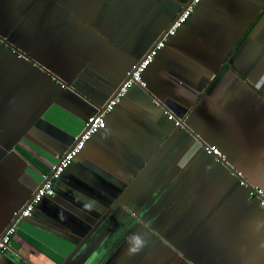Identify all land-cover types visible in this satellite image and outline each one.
Returning a JSON list of instances; mask_svg holds the SVG:
<instances>
[{"label":"crops","instance_id":"obj_1","mask_svg":"<svg viewBox=\"0 0 264 264\" xmlns=\"http://www.w3.org/2000/svg\"><path fill=\"white\" fill-rule=\"evenodd\" d=\"M191 1L0 0V235ZM143 78L0 264H264V0H201Z\"/></svg>","mask_w":264,"mask_h":264},{"label":"built area","instance_id":"obj_2","mask_svg":"<svg viewBox=\"0 0 264 264\" xmlns=\"http://www.w3.org/2000/svg\"><path fill=\"white\" fill-rule=\"evenodd\" d=\"M201 0H192L186 5L178 16L173 20L169 28L164 32L158 41L152 46L149 52L134 66L129 76L121 83L119 89L113 94L103 109L96 114L89 116L85 121V126L79 137L75 140V144L66 151L60 158L54 171L49 177H45L44 182L35 192L32 199L19 211L16 215L15 222L6 228L5 232L0 235V254L10 248L13 236L19 228V223L25 217L31 216L33 210L45 197L54 196L56 193L55 183L60 179L66 169L75 161L80 152L84 149L87 142L98 133L101 129L106 127V114L112 112L115 106L123 99L129 88L134 84L146 86L143 75L149 65L154 61L158 52L166 46L168 39L178 33L180 28L190 19L196 6ZM20 56L24 54L19 52ZM65 86V85H64ZM173 114L169 118H173ZM180 121L177 122L180 125ZM205 151L209 155H213L218 160H224L225 157L221 150L216 145H205ZM249 195L259 199L264 209V190L258 186L248 185Z\"/></svg>","mask_w":264,"mask_h":264},{"label":"rangeland","instance_id":"obj_3","mask_svg":"<svg viewBox=\"0 0 264 264\" xmlns=\"http://www.w3.org/2000/svg\"><path fill=\"white\" fill-rule=\"evenodd\" d=\"M6 44H7L6 45L7 47H11L10 45L13 44V43L11 42V40L7 39ZM13 45H15V44H13Z\"/></svg>","mask_w":264,"mask_h":264},{"label":"water","instance_id":"obj_4","mask_svg":"<svg viewBox=\"0 0 264 264\" xmlns=\"http://www.w3.org/2000/svg\"><path fill=\"white\" fill-rule=\"evenodd\" d=\"M163 34H164V33H163ZM161 36H162V35H161ZM159 39H160V37L158 38V40H159ZM158 40H157V41H158ZM128 76H129V74H128ZM128 76H127V77H128ZM127 77H126V78H127ZM75 142H76V141H75ZM75 142H74V144H75ZM74 144H73V145H74ZM205 152H206V151H205ZM5 230H6V229H5ZM4 232H5V231H4ZM4 232H3V233H4Z\"/></svg>","mask_w":264,"mask_h":264},{"label":"trees","instance_id":"obj_5","mask_svg":"<svg viewBox=\"0 0 264 264\" xmlns=\"http://www.w3.org/2000/svg\"><path fill=\"white\" fill-rule=\"evenodd\" d=\"M90 141V140H89ZM88 143V142H87ZM85 148V147H84ZM81 153V152H80Z\"/></svg>","mask_w":264,"mask_h":264}]
</instances>
